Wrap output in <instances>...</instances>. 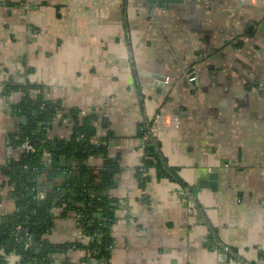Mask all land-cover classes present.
Returning a JSON list of instances; mask_svg holds the SVG:
<instances>
[{
    "label": "crops",
    "instance_id": "1",
    "mask_svg": "<svg viewBox=\"0 0 264 264\" xmlns=\"http://www.w3.org/2000/svg\"><path fill=\"white\" fill-rule=\"evenodd\" d=\"M153 74L170 86L148 84ZM9 82L39 85L62 113H95L92 140L108 136L107 153L119 158L110 188L116 207L108 259L76 248L55 253L50 264H258L264 251V0L153 6L147 0H0L1 164L20 156L7 150V137L25 121L9 111L21 93H1ZM160 112L171 122L157 129L161 152L185 186L150 169L141 189L139 127ZM68 121L59 115L48 136L68 138ZM86 163L97 176L103 159L89 156ZM212 172L216 183L200 184ZM14 207L0 171V214ZM53 214L47 240L84 242L73 214L60 207ZM15 261L11 255L8 264Z\"/></svg>",
    "mask_w": 264,
    "mask_h": 264
},
{
    "label": "trees",
    "instance_id": "2",
    "mask_svg": "<svg viewBox=\"0 0 264 264\" xmlns=\"http://www.w3.org/2000/svg\"><path fill=\"white\" fill-rule=\"evenodd\" d=\"M13 92L21 95L16 103L10 104L9 111L14 116L23 115L25 121L8 134L7 140L17 147L28 136L34 149L0 163L15 206L13 211L0 214V264H8L11 255L16 257L14 264H50L55 253L76 248L85 250L87 257L108 259L113 246L111 225L116 207L110 188L115 185L120 164L118 157L107 153L108 136L92 140L96 114L81 116L77 109H66L62 113L59 102L45 98L37 84L9 82L1 90L2 95ZM59 115L60 119L67 118L71 123L68 138L47 134ZM148 120L145 118L140 124V138L147 133ZM143 145L141 165L135 169L141 189L150 180V169L159 179L169 178L185 186L177 168L166 163L158 139L150 137ZM47 154L49 158L45 159ZM61 155L66 157L63 166L59 165ZM89 156L103 159L97 176L89 171L86 163ZM40 194L43 197H39ZM55 207L62 208L63 215L73 214L82 234L89 238L86 242L55 244L44 237L54 227ZM18 225L26 231L17 232ZM26 232L31 236L27 247L24 245ZM259 257L264 258V251ZM64 264L75 263L66 260Z\"/></svg>",
    "mask_w": 264,
    "mask_h": 264
},
{
    "label": "built area",
    "instance_id": "3",
    "mask_svg": "<svg viewBox=\"0 0 264 264\" xmlns=\"http://www.w3.org/2000/svg\"><path fill=\"white\" fill-rule=\"evenodd\" d=\"M27 6H28L27 4H23V7L24 8H26ZM190 79L193 80L194 79V76H190ZM172 116L173 117H170V118H174L176 120L175 116L174 115H172ZM168 118H169V114L167 115V114L161 113V112L160 113H156L152 118H148L149 119L148 120L149 122L147 124V133L144 134L143 137L141 138L142 144H144L146 142V140H149L150 137H153L154 139H157V137H156L157 129L158 128H161V127L163 128L164 126H167L168 124L171 123V122L167 123L168 122L167 121ZM14 149H17L19 151V153L21 154V153H24V152L25 153L26 152H30L34 148H33L32 144L30 142L29 137L28 136H25L22 139V141L19 144V146H17V147H14V146L10 145L9 142L7 143V150L8 151H12ZM39 197H43V194H40ZM21 230H25L26 231L25 228H22L20 225H18L16 227V231L18 232V231H21ZM17 232L15 233V236H17ZM25 235H26V241H25L24 245H25V247H27L29 245L31 236L28 235L27 232L25 233ZM97 236H100V235L97 234ZM83 238H84L83 239L84 242H86L89 239L88 237H86L84 235H83ZM263 262H264V258L259 257L258 260H257V263L258 264H261Z\"/></svg>",
    "mask_w": 264,
    "mask_h": 264
},
{
    "label": "water",
    "instance_id": "4",
    "mask_svg": "<svg viewBox=\"0 0 264 264\" xmlns=\"http://www.w3.org/2000/svg\"><path fill=\"white\" fill-rule=\"evenodd\" d=\"M149 5L153 6L155 3H171V2H181L182 0H147ZM144 82V79H141ZM148 84L152 85L153 87H166L170 86L169 83L164 82L160 79L159 75L153 74L150 76L149 80L147 81ZM177 113V112H176ZM24 120V117H21ZM62 162L65 160V155L60 156ZM215 184L216 183V173L212 172L209 174L208 178H204L200 181V184ZM52 264H60L59 260H55Z\"/></svg>",
    "mask_w": 264,
    "mask_h": 264
}]
</instances>
